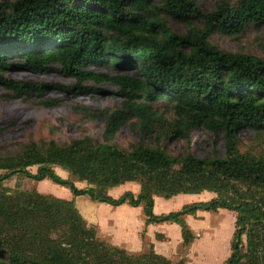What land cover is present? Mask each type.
Returning a JSON list of instances; mask_svg holds the SVG:
<instances>
[{
    "label": "trees",
    "instance_id": "obj_1",
    "mask_svg": "<svg viewBox=\"0 0 264 264\" xmlns=\"http://www.w3.org/2000/svg\"><path fill=\"white\" fill-rule=\"evenodd\" d=\"M186 26L172 31L171 23ZM264 26V0L220 1L201 12L191 0H0V88L24 102L53 108L65 97H94L116 87L120 104L112 110L76 106L89 120L104 119L101 142L82 136L67 144L29 141L15 153L0 154V264H184L172 263L153 247L138 256L100 240L74 200L34 190L3 187L12 177L50 181L73 197L112 207L142 206L146 225L180 228L181 244L194 234L186 217L227 210L236 214L230 255L224 264H264V154L242 151V129L264 137V59L224 52L209 43L212 34L236 37ZM111 65L136 69L138 76H109L86 69ZM57 72L72 84L20 81L7 72ZM165 102L169 109L156 107ZM128 125L154 145L118 148L114 139ZM202 129L223 140L224 155L213 148L206 158L172 157L165 146ZM36 167L35 174L29 168ZM58 167L87 188L62 179ZM139 185L118 198L109 190ZM214 194L164 215L153 213L154 197ZM161 238V237H160Z\"/></svg>",
    "mask_w": 264,
    "mask_h": 264
},
{
    "label": "rangeland",
    "instance_id": "obj_2",
    "mask_svg": "<svg viewBox=\"0 0 264 264\" xmlns=\"http://www.w3.org/2000/svg\"><path fill=\"white\" fill-rule=\"evenodd\" d=\"M1 1L13 2L16 0ZM191 1L197 5L201 12L205 13L213 10L214 5L220 1L233 6L237 0ZM170 27L173 32L178 34L184 33L186 29L184 24L175 22L171 23ZM209 43L224 52L264 59V26L249 27L244 33L236 37H225L215 33L210 36ZM86 69L109 76L117 74L138 76L136 69L121 71L111 65L87 66ZM5 75L20 81L66 85L73 83L72 79L63 77L57 72L37 75L24 71H14L7 72ZM99 88L105 90L106 93L94 97H65L59 92H46L43 99L61 100L58 106L48 109L37 106L33 100L24 102L16 99L0 88V154L15 153L29 141L53 140L58 144H67L80 139L82 136H89L94 142L100 143L105 124L104 119L89 120L74 110L76 106L112 110L120 104V98L115 93V86L106 83L101 84ZM156 107L162 111L169 109V105L165 102H157ZM238 136L242 151H250L257 155L264 154L263 136H258L248 129L240 130ZM139 142L150 146L155 143L153 139L141 140L139 135L134 133L128 125L124 126L114 139V144L123 150L129 149ZM213 148L219 157L224 155L221 136L215 137L202 129H195L191 132L188 143L185 140L170 142L165 146V151L172 157L190 153L197 158H206ZM53 169L62 179H70L74 182L77 188L85 189L88 187L84 182H76L62 169L58 167ZM29 171L35 174L36 167L29 168ZM2 185L9 189L34 190L58 199L74 200L76 208L88 224H100L101 231H111L115 235V239L121 240L123 237L126 247L121 249L130 255L138 256L147 253L151 246L154 252H161L162 256L172 263L183 260L184 264H224L230 255V243L234 233L236 214L227 210L197 212L196 219L189 217L186 223L191 228L195 238L190 246L184 247L181 244L179 226L165 223L146 225L142 206L137 208L128 205L112 207L107 204L92 202L88 196L73 197L68 189L52 184L48 180L37 183L25 177H12L3 182ZM128 191L137 195L139 185L125 183L109 190L108 195L118 198ZM214 197V194L208 192L200 195H178L170 200L156 197L153 213L158 216L164 215L178 211L187 204L208 202ZM101 206L107 208L104 209ZM90 220L92 223L88 222ZM100 240L103 239L100 238Z\"/></svg>",
    "mask_w": 264,
    "mask_h": 264
},
{
    "label": "crops",
    "instance_id": "obj_3",
    "mask_svg": "<svg viewBox=\"0 0 264 264\" xmlns=\"http://www.w3.org/2000/svg\"><path fill=\"white\" fill-rule=\"evenodd\" d=\"M155 198L154 197V202H155ZM156 203V202H155ZM156 205V204H155ZM101 208H107V207H104V206H101ZM198 216V215H196ZM189 219V216L185 218V221L187 222V220ZM89 223H92V221H88ZM92 225H96L97 226V231H98V235L101 239H103L104 241L108 242L109 244H111L112 246H115V247H118V248H125L126 247V244L123 240V237L121 238V240L119 239H115V235L113 233L110 232H105V231H101V226L100 224L98 223H94ZM174 228H176V226H173ZM179 230V229H178ZM152 245V244H151ZM156 254L158 255H161L162 256V253L161 252H158V251H155Z\"/></svg>",
    "mask_w": 264,
    "mask_h": 264
}]
</instances>
